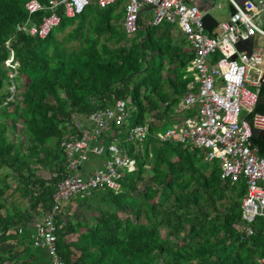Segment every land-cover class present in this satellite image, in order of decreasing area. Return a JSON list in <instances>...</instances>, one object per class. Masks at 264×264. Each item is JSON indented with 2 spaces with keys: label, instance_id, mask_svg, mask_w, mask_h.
<instances>
[{
  "label": "trees",
  "instance_id": "1",
  "mask_svg": "<svg viewBox=\"0 0 264 264\" xmlns=\"http://www.w3.org/2000/svg\"><path fill=\"white\" fill-rule=\"evenodd\" d=\"M27 1L0 0V170L10 169L16 179L0 187V264H49L29 222L39 208L52 207L67 162L61 143L76 131L74 115L120 98L132 111L128 125L149 123L151 134L126 142L137 168L127 171L120 191L87 197L97 211L91 228L61 217L60 249L68 264H257L264 257V218L256 219L252 234L237 227L246 181L224 178L202 148L157 137L192 80L194 53L174 33L175 24L164 20L129 35L121 1L105 8L92 3L74 17L62 13L56 29L40 38L17 31L29 19ZM49 13L43 9L30 20L39 24ZM12 50L16 68L6 64ZM16 83L19 93L10 89ZM263 110L264 87L255 111ZM9 132L24 142L10 140ZM253 142L264 155L257 130ZM12 186L28 200L25 207L5 196ZM13 240L24 247H1Z\"/></svg>",
  "mask_w": 264,
  "mask_h": 264
},
{
  "label": "built area",
  "instance_id": "2",
  "mask_svg": "<svg viewBox=\"0 0 264 264\" xmlns=\"http://www.w3.org/2000/svg\"><path fill=\"white\" fill-rule=\"evenodd\" d=\"M119 1L123 0H49L48 3L28 0L25 7L29 19L19 24L17 31L45 38L61 23L62 13L74 17L92 3L105 8ZM124 1L123 25L129 35L140 30L141 14L150 8L154 11L152 24L164 20L176 24L194 52L191 62L194 81L183 97L182 106L197 110L198 114L157 132V137L162 142L202 148L208 161L220 163L224 178L234 182L244 179L248 191L242 200V219L237 227L242 232L254 233L253 223L264 218V156L259 155L252 141L256 130H264V110L255 111L264 87V45L254 43L250 53L240 50L237 44L249 36H259V43H264V25L258 20L264 11V0H229L234 13L219 22L211 33L204 24L205 12L189 0ZM43 9H49L50 13L39 24L31 22L30 16ZM6 64L17 67L13 50ZM129 117L128 103L122 98L112 107L73 116L76 131L61 143L67 157L65 171L53 194L52 207L42 210L34 233V243L48 253L49 264H68L60 249L59 236L63 228L59 222L61 217L64 219L66 205L77 196L90 197L100 189L120 191L126 172L137 168V160L125 142L122 144L115 137L105 144L103 139L111 125L120 127ZM87 120L93 125L88 126ZM117 130L122 132L121 128ZM126 132L128 140L142 142L151 134V128L149 123L135 124L129 125ZM90 152L99 155L107 152L106 165L84 176L79 171ZM136 152L143 155L142 150ZM257 264H264V257Z\"/></svg>",
  "mask_w": 264,
  "mask_h": 264
},
{
  "label": "rangeland",
  "instance_id": "3",
  "mask_svg": "<svg viewBox=\"0 0 264 264\" xmlns=\"http://www.w3.org/2000/svg\"><path fill=\"white\" fill-rule=\"evenodd\" d=\"M124 0L121 1V4H124ZM231 12V8H230V1L229 0H215V7L212 10L213 15L216 17L217 20L219 21H223L225 20L229 14ZM142 24L143 26L146 25H150L152 24V21L154 19V11L153 10H147L145 12L142 13ZM261 20V24L264 25V11L262 13V17L258 18V20ZM116 22L120 23V19H116ZM70 29V28H69ZM69 29H66V31H68ZM60 35L62 36L63 33H60ZM125 42H122L121 44H124ZM264 43L261 42L259 43V46H263ZM10 73L12 74V71H10ZM15 74V73H14ZM22 79V78H21ZM20 79V81H21ZM24 80H26L25 77H23ZM17 83L15 85L11 86V91H15L17 92L18 89H15ZM22 90V89H20ZM19 90V92H20ZM17 92V93H19ZM13 107L10 108V110H12ZM150 117V116H149ZM178 122H168L164 125L163 130H165L167 127H172L175 124H177ZM122 138V137H121ZM9 139L12 141H15L17 143L20 142H24V138L23 136L19 133L17 134V132L12 133L9 132ZM105 166H103V159L101 157H98L96 159H91L89 162H87V164L84 165V167H82V169L79 171L80 174H87V173H92L93 171H95L96 169L99 168H103ZM87 171V172H85ZM38 174L40 176H44V177H49V172L48 171H42V172H38ZM16 179L13 176V174L11 173L10 169L8 168H3L0 170V187L5 186L7 183H10L11 185H14ZM14 187L12 186V188H9L8 190H6L5 192V196L9 197V201L10 202H15L18 205L25 207L28 203V200L26 198H24L20 192H14ZM96 214L97 211L95 208H93L92 203L89 201V199L87 197H81V196H77L76 198H74L70 203H68L66 205V209L65 212L63 214V217L65 218L66 221L70 220L72 225H78L79 221H84L87 223V227L91 228L92 225H94L96 223ZM37 216L39 214H36ZM35 215V217H36ZM34 217V218H35ZM79 230H85V227L79 228ZM72 239L76 238V235H72ZM70 239V235L66 236L65 240H69ZM1 247H5V248H10V247H16V241H11V242H7L4 243ZM20 248H23V246ZM49 259V257H48Z\"/></svg>",
  "mask_w": 264,
  "mask_h": 264
},
{
  "label": "crops",
  "instance_id": "4",
  "mask_svg": "<svg viewBox=\"0 0 264 264\" xmlns=\"http://www.w3.org/2000/svg\"><path fill=\"white\" fill-rule=\"evenodd\" d=\"M207 2L205 3V5H203V1L202 0H189V2L190 3H192V4H196V5H198L201 9H203L204 7H211L214 3H215V0H206ZM241 1H243V0H241ZM117 4V3H116ZM124 5V4H123ZM125 7V6H124ZM230 8H232V6H231V4H230ZM150 8H146L143 12H145V11H147V10H149ZM151 10V9H150ZM142 12V13H143ZM232 13L230 12V14H229V16L225 19V20H227L229 17H230V15H231ZM141 16H142V14H141ZM219 22H221V21H219L218 20V23ZM218 25V24H217ZM217 25L213 28V30L214 29H216L217 28ZM142 26H143V24H142ZM141 26V27H142ZM175 31H174V33L176 34V36L177 35H179V37H185L184 35H183V33L180 31V29H179V27L175 24ZM71 29L72 28V26H68V28L67 29ZM69 29V30H70ZM219 29H217V31H218ZM208 31V30H207ZM209 32V31H208ZM210 33V32H209ZM136 34V33H135ZM254 43H256V45L257 46H259V36H256L255 37V39H254V42H253V45H254ZM253 45H252V48H253ZM188 47H189V49L193 52V50H192V47H191V45L189 44V42H188ZM194 53V52H193ZM216 57H218V55H216ZM193 59V58H192ZM191 62H192V60H191ZM191 62H190V65H191ZM194 81V75H193V73H192V80H191V82L189 83V85L192 83ZM189 85H188V90H189ZM187 90V91H188ZM182 101H183V98L181 99V101H180V104H179V106H178V108H176L175 109V111H174V113H172V115H171V117H170V121H172V122H178L177 124H179V123H182L186 118H188V117H190V116H195V115H197L198 114V111L197 110H195V111H191V110H187V109H184L183 108V106H182ZM114 106V105H113ZM110 107H112V106H110ZM130 110V109H129ZM130 115H131V112H130ZM150 119H151V117H149ZM128 123H129V119H128V122H127V128H128ZM86 124L88 125V126H92L93 125V123L91 122V121H86ZM123 126V125H122ZM122 126H120V127H117V125L116 124H113V125H111L110 126V128L109 129H107L105 132H104V135H103V139H104V143L105 144H109L111 141H113L114 140V138L115 137H117L118 139H120L121 137H123V138H121L120 139V142L123 144L124 142H125V146H126V142H129L130 140H128L127 139V132L126 131H124L123 130V128H122ZM117 128L118 129H120L121 128V130H123L122 132H117L118 130H117ZM168 128V127H167ZM117 130V131H116ZM125 132V133H124ZM122 133V135H121V137H120V134ZM124 133V134H123ZM259 134H260V131H259ZM261 136V135H260ZM125 137V138H124ZM262 138V137H261ZM124 139V140H123ZM253 141V140H252ZM253 145L255 146V147H257V149H258V153H259V155H262V156H264L263 154H261L260 153V149H259V147H258V145H256L254 142H253ZM128 149V151H130V149L129 148H127ZM130 153V152H129ZM101 157L102 159H103V166H105L106 165V159H107V152H105L103 155H99V154H96V153H94V152H90L89 153V159H88V161H86V162H84V163H82V165H81V168H80V170L82 169V167H84V165L87 163V162H89L91 159H96V158H98V157ZM100 169V168H99ZM85 172H87V171H85ZM90 173H87V174H81V175H84V176H88ZM243 180V179H242ZM42 210H45V209H42V208H39V215L37 216L36 215V217L34 218L33 217V219H32V221L31 222H29V223H31V224H33V232H32V236H33V240H34V233H35V231H36V221H37V219L38 218H40V216H41V212H42ZM38 214V213H37ZM20 229L21 230H23V227H20L19 228V232H21L20 231ZM14 241V240H13ZM17 246H19L18 245V243H17V241H16V247ZM21 247L23 246L24 247V245H20ZM19 246V247H20ZM42 249V248H41ZM42 250H44V249H42ZM45 251V250H44ZM45 253H46V255H47V257H49L48 256V253L45 251ZM50 259V258H49ZM48 259V260H49ZM49 263V262H48Z\"/></svg>",
  "mask_w": 264,
  "mask_h": 264
},
{
  "label": "water",
  "instance_id": "5",
  "mask_svg": "<svg viewBox=\"0 0 264 264\" xmlns=\"http://www.w3.org/2000/svg\"><path fill=\"white\" fill-rule=\"evenodd\" d=\"M203 1V5H205V3L207 2L206 0H202ZM241 1V0H240ZM244 1V0H243ZM241 1V2H243ZM215 7V3L211 6V7H204L202 10L205 12L204 13V17H203V20H204V24H205V27L206 29L211 33L213 31V28L218 24V20L216 19V17L213 15L212 13V10L214 9ZM231 13H234V10L233 8H231ZM140 30H147V28L145 26H142L140 28ZM148 33H146L145 37L147 36ZM144 37V38H145ZM254 39L255 37L254 36H249L247 39L239 42L237 44L238 48L240 50H248V52L251 53L252 51V45H253V42H254ZM151 55V54H150ZM236 57V55L234 56V58ZM260 135L261 137L264 139V130H261L260 131Z\"/></svg>",
  "mask_w": 264,
  "mask_h": 264
},
{
  "label": "bare ground",
  "instance_id": "6",
  "mask_svg": "<svg viewBox=\"0 0 264 264\" xmlns=\"http://www.w3.org/2000/svg\"><path fill=\"white\" fill-rule=\"evenodd\" d=\"M55 29H56V28H55ZM129 109H131V108H129ZM130 112L132 113V111H130ZM130 116H131V115H130ZM126 124H127V123H126ZM122 128H123V127H122ZM117 129H118V128H117ZM124 129H125V128H124ZM124 129H123V130H124ZM123 130H122V131H123ZM125 130H126V129H125ZM124 133H125V132H124ZM124 133H123V134H124ZM121 135H122V133L120 134V137H121ZM122 138H123V137H122ZM124 138H125V137H124ZM120 139H121V138H120ZM123 140H124V139H123ZM129 142H132V141H129ZM129 142H127V143H129ZM99 157H100V156H99ZM103 163H104V162H103ZM86 164H87V163H86ZM126 173H128V172H126ZM36 218H37V217H36Z\"/></svg>",
  "mask_w": 264,
  "mask_h": 264
}]
</instances>
